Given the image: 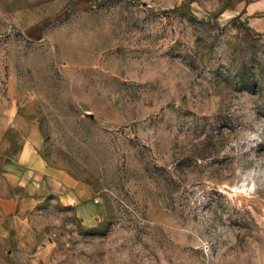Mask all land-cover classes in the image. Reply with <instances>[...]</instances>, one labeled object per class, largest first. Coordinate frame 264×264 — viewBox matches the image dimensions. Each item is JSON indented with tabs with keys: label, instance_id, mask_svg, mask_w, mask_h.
I'll return each instance as SVG.
<instances>
[{
	"label": "rangeland",
	"instance_id": "374dc122",
	"mask_svg": "<svg viewBox=\"0 0 264 264\" xmlns=\"http://www.w3.org/2000/svg\"><path fill=\"white\" fill-rule=\"evenodd\" d=\"M249 1L0 0V157L36 127L46 164L98 208L83 224L41 197L0 264H264Z\"/></svg>",
	"mask_w": 264,
	"mask_h": 264
},
{
	"label": "crops",
	"instance_id": "0c3cea01",
	"mask_svg": "<svg viewBox=\"0 0 264 264\" xmlns=\"http://www.w3.org/2000/svg\"><path fill=\"white\" fill-rule=\"evenodd\" d=\"M244 14L264 29V0H250ZM15 131L18 148L14 150L16 143L11 141L0 157V244L12 238L11 229L24 223L22 218L41 197L58 195L65 206L75 208L83 224L91 221L98 212L96 203L71 178L46 164L40 155V131L33 126Z\"/></svg>",
	"mask_w": 264,
	"mask_h": 264
},
{
	"label": "water",
	"instance_id": "95a60500",
	"mask_svg": "<svg viewBox=\"0 0 264 264\" xmlns=\"http://www.w3.org/2000/svg\"><path fill=\"white\" fill-rule=\"evenodd\" d=\"M228 192H232L231 190H228Z\"/></svg>",
	"mask_w": 264,
	"mask_h": 264
}]
</instances>
